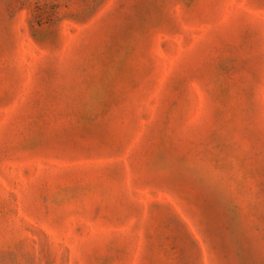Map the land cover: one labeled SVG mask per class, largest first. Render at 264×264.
<instances>
[{
	"label": "rangeland",
	"instance_id": "374dc122",
	"mask_svg": "<svg viewBox=\"0 0 264 264\" xmlns=\"http://www.w3.org/2000/svg\"><path fill=\"white\" fill-rule=\"evenodd\" d=\"M0 264H264V0H0Z\"/></svg>",
	"mask_w": 264,
	"mask_h": 264
}]
</instances>
